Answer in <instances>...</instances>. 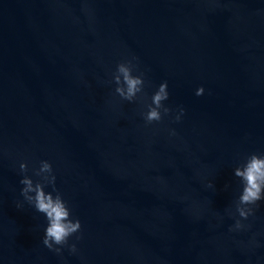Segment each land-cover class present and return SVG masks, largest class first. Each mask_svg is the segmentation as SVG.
Listing matches in <instances>:
<instances>
[{"label": "water", "instance_id": "obj_1", "mask_svg": "<svg viewBox=\"0 0 264 264\" xmlns=\"http://www.w3.org/2000/svg\"><path fill=\"white\" fill-rule=\"evenodd\" d=\"M133 57L143 102L115 94ZM165 80L172 111L146 125ZM254 152L264 0H0V264H264V201L229 230L234 169ZM42 160L81 222L74 253L43 245L47 221L21 195L20 163L35 182Z\"/></svg>", "mask_w": 264, "mask_h": 264}, {"label": "clouds", "instance_id": "obj_2", "mask_svg": "<svg viewBox=\"0 0 264 264\" xmlns=\"http://www.w3.org/2000/svg\"><path fill=\"white\" fill-rule=\"evenodd\" d=\"M136 57L130 60H124L117 64L116 71L113 74V81L116 84L115 94L122 100L135 102L144 101L146 93L144 92L146 81L144 73L134 75L138 71V65L134 63ZM204 93L203 86L196 90V95ZM169 99L168 82L165 80L159 84L156 91L151 96V103H146V111L142 112V118L146 125L154 122H161L165 116H168L172 109L164 104ZM185 109L181 106L175 121L179 122ZM175 135V130H172ZM19 170L23 173L20 184L23 185L21 195L24 200L32 206L35 211L44 215L47 225L45 228L43 245L57 255L62 253L64 246H68L70 252L76 251V245H69V238L81 231L82 225L78 218H72V212L67 201L55 187L56 176L52 164L47 160L39 163V168L33 170V174L39 177L35 182L27 175L28 166L22 162ZM234 176L240 180L242 185L241 192L235 201V214L239 219L235 220L230 231L240 230L246 226L242 220H247L249 216H254L255 210L259 207V202L264 201V153H251L234 169ZM47 186H51L52 191H45ZM210 187L213 185L210 183ZM227 188V185L225 186ZM17 208L22 205L17 203ZM77 240L81 237L77 236Z\"/></svg>", "mask_w": 264, "mask_h": 264}]
</instances>
